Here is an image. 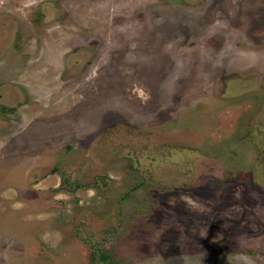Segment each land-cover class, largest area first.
Masks as SVG:
<instances>
[{"label":"rangeland","instance_id":"rangeland-1","mask_svg":"<svg viewBox=\"0 0 264 264\" xmlns=\"http://www.w3.org/2000/svg\"><path fill=\"white\" fill-rule=\"evenodd\" d=\"M0 264H264V0H0Z\"/></svg>","mask_w":264,"mask_h":264}]
</instances>
